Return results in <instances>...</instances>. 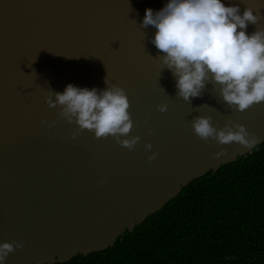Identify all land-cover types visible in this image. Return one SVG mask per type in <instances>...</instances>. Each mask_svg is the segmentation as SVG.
<instances>
[{"label":"water","instance_id":"obj_1","mask_svg":"<svg viewBox=\"0 0 264 264\" xmlns=\"http://www.w3.org/2000/svg\"><path fill=\"white\" fill-rule=\"evenodd\" d=\"M167 2L0 0V244H23L4 264L64 263L113 247L192 180L264 141V102L230 109L210 82L190 102L177 96L172 72L150 43L156 29L141 27L146 9ZM222 2L264 16V0ZM257 29L264 18L246 32ZM105 78L128 96L129 135L141 138L132 151L88 130L73 139L78 126L45 102L50 90L63 92L69 83L103 90ZM197 116L211 117L217 128L242 124L258 143L217 147L194 134ZM42 120L57 123L48 128ZM221 148L227 154L214 158ZM153 152L158 156L149 162Z\"/></svg>","mask_w":264,"mask_h":264},{"label":"clouds","instance_id":"obj_2","mask_svg":"<svg viewBox=\"0 0 264 264\" xmlns=\"http://www.w3.org/2000/svg\"><path fill=\"white\" fill-rule=\"evenodd\" d=\"M255 11L254 15L252 8L245 7L241 14L238 5L225 6L222 0H168L159 11L145 10L141 27L156 29L150 43L162 53L159 59L172 72L178 97L190 102L191 98L201 96L210 82L214 87L219 85V96L230 109L243 112L264 102V29L250 35L246 32L249 24L257 25L264 18L259 9ZM105 84L107 87L101 90L69 83L63 92L50 90L45 102L49 108L59 109L60 119L78 126L73 139L88 130L97 139L111 136L132 151L141 138L129 135L134 124L128 96L122 87L109 86L106 78ZM167 107L157 105L160 112ZM56 123L41 121L48 128ZM191 127L200 139H213L217 147L236 142L251 149L258 143L255 134L232 121L217 128L211 117L197 116ZM151 149V143L145 144L146 151ZM226 154V149L221 148L213 155L219 158ZM157 156L153 152L147 159L151 162ZM22 248L23 244L17 241L0 244V264Z\"/></svg>","mask_w":264,"mask_h":264},{"label":"trees","instance_id":"obj_3","mask_svg":"<svg viewBox=\"0 0 264 264\" xmlns=\"http://www.w3.org/2000/svg\"><path fill=\"white\" fill-rule=\"evenodd\" d=\"M55 264H264V141L192 180L113 247Z\"/></svg>","mask_w":264,"mask_h":264}]
</instances>
